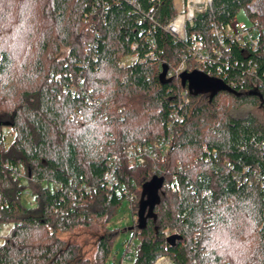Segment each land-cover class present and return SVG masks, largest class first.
<instances>
[{
  "label": "trees",
  "instance_id": "16d2710c",
  "mask_svg": "<svg viewBox=\"0 0 264 264\" xmlns=\"http://www.w3.org/2000/svg\"><path fill=\"white\" fill-rule=\"evenodd\" d=\"M138 1L143 12L153 9L154 31L118 0H0V230L12 226L0 237V264H111L121 230L107 229L93 261L57 233L89 225L94 217L111 222L124 202L119 185L135 196L136 221L128 229L137 242L132 264H155L161 257L175 264H264V186L249 182L256 169L264 184V122L252 113H231L243 106L264 108V39L256 51L230 45L224 52L219 64L229 63L226 74L237 86L213 99L186 87L190 103L181 108L185 87L161 79L164 66L176 67L187 57L193 35L212 45L213 26L248 13L252 0H213L212 11L198 15L179 42L162 30L177 15L174 0ZM150 36L163 67L155 60L120 68L134 43L140 55L150 50ZM250 63L257 65L261 87L247 76ZM81 85L100 105L70 94L69 87ZM146 116L159 134L148 130ZM7 128L14 139L5 147ZM170 136L165 156L144 167L124 164L118 185L107 188L114 157ZM14 168L25 178L15 180ZM238 173L248 182L238 184ZM174 176L180 194L169 185ZM154 177L163 178L164 186L141 228L144 186ZM26 192L34 206L25 204ZM173 235L181 240L171 246Z\"/></svg>",
  "mask_w": 264,
  "mask_h": 264
},
{
  "label": "built area",
  "instance_id": "2783aa9c",
  "mask_svg": "<svg viewBox=\"0 0 264 264\" xmlns=\"http://www.w3.org/2000/svg\"><path fill=\"white\" fill-rule=\"evenodd\" d=\"M118 1L129 5L132 8V11L140 16L141 21L149 22L153 31L156 29L158 24L152 16L153 9H150L148 12H143L138 0ZM149 1L158 4L161 0ZM212 4L213 0H184L183 10L177 11L176 17L168 24L164 25L162 30L171 35L174 42L185 40L187 26H192L198 15L212 11ZM247 10L249 15L254 17V19H251L250 22L238 20L236 17L230 20L223 27L213 26L211 30L213 43L210 46L208 44L199 42V40H197L193 35L192 44L187 46V57H183L181 63L178 66L168 68L166 79L178 80L181 82L182 74L199 72L205 74L211 79L222 81L230 89H236V82L230 80L229 76L226 74V70L229 69V63L224 61L222 65L219 64L221 57L224 55V52L228 51L230 45H237L246 51H256L259 49L260 44L264 39V0H252V2L248 5ZM146 43L148 44L150 50L144 55H140L138 52L140 48L139 44L134 43L131 45V54L121 60L119 67L126 68L156 60L159 67L162 68L163 61L160 58H157V55L155 54L157 49L155 38L151 36L148 37ZM247 76L254 80L255 88L261 87L260 85H263V82L257 75L256 64H249ZM69 92L72 96L82 97L88 105H92L95 102L100 105L99 101L92 97L91 92L84 89L82 85L80 88H77L76 86L69 87ZM178 100V104L181 108L188 105L190 103L189 89L185 87L182 91H180ZM76 114L80 118L82 112L78 110ZM174 119L180 121L178 112L174 113ZM169 130H172V125L169 126ZM171 140L172 136L159 140L148 146L135 145L129 148L123 156L114 157L109 163V171L105 177L107 188L112 189L118 185L117 174L124 164H127L130 167H144L150 161L160 160L168 152ZM12 171V175L15 180H22L25 178V172L23 170L14 168ZM245 172H248L247 168L244 170V173ZM243 175V173H238L235 174L233 178L238 184H241L242 182H248L249 177H245ZM250 178V183L252 181H257L261 183L262 186H264L262 183L261 173L258 170H253L251 172ZM176 181L177 179L174 176L172 178L173 184L169 185L180 194L181 188L178 184H176ZM52 188L59 190L61 185L55 183L52 185ZM86 190L91 192L90 188H86ZM116 190L119 198L128 203L130 210L133 211L135 196L131 189H125L122 185H119V188ZM26 195L28 196L29 194L26 192ZM71 196L72 198H75L73 193H71ZM72 207L75 208L76 204L73 203ZM132 220L135 222L136 217L133 216ZM259 229L260 231H264V207L263 219ZM201 237L202 236H200L198 239L201 240ZM124 248V259L132 262L137 249L136 240L134 238L127 240L124 244ZM155 264L175 263L168 257H161L155 262Z\"/></svg>",
  "mask_w": 264,
  "mask_h": 264
},
{
  "label": "rangeland",
  "instance_id": "374dc122",
  "mask_svg": "<svg viewBox=\"0 0 264 264\" xmlns=\"http://www.w3.org/2000/svg\"><path fill=\"white\" fill-rule=\"evenodd\" d=\"M175 7L177 11H182L184 8V0H174ZM238 20L241 21H247L250 22L251 18L249 14L246 11H241L240 14L237 16ZM3 42V38H0V43ZM36 46L33 47L32 53L30 52L29 56L31 54L36 53ZM67 53V50H63V56ZM23 55L24 59V51L21 53ZM28 56V57H29ZM63 56H57L59 59ZM34 57V56H33ZM33 58L31 62L33 63ZM225 104L229 103V100H224ZM223 103V102H222ZM151 115H154L153 110L150 112ZM231 113H233L236 116H245L249 113L254 114L257 116L262 122H264V108H259V107H251V106H243L241 108H235L232 109ZM150 116L145 117V121L149 122L148 130H151L154 132L156 135L160 133V129L158 124L154 122L149 121ZM4 133L6 134V143L5 147H8L10 143L14 139V132L12 129H4ZM169 151V149H168ZM192 162L187 164L188 168L192 167ZM23 199L25 204L30 205H35L31 201V198L29 195L27 196L26 193H23ZM34 202V201H33ZM133 214L132 211L129 208L128 203L123 202L120 208L117 210L116 215L112 218L111 222L108 224L105 223V219L101 218H93L91 223L89 225H79L75 229L67 232H58L57 235L59 238L62 240L69 242V243H74L78 245L81 249V256L85 259H89L91 261L94 260L96 252H97V246L100 238L104 236L108 232V228L115 230H121V234L119 237L116 239V242L114 244L113 248V254L112 258L110 260L111 264H132V262L127 261L124 259V244L127 240H130L132 238L133 232L128 230L129 228L133 227ZM11 225L9 226H4L0 230V237H4L7 235L10 230H11ZM0 238V244L3 242L2 239ZM115 259V262L113 260ZM210 264H218L216 262H211Z\"/></svg>",
  "mask_w": 264,
  "mask_h": 264
},
{
  "label": "water",
  "instance_id": "95a60500",
  "mask_svg": "<svg viewBox=\"0 0 264 264\" xmlns=\"http://www.w3.org/2000/svg\"><path fill=\"white\" fill-rule=\"evenodd\" d=\"M168 67L164 66L161 74V79L165 80L167 76ZM181 82L183 87H188L194 94L208 93L213 99L216 95L222 92H231V90L220 80L211 79L205 74L199 72L184 73L181 75ZM164 186V179L154 177L149 183L144 186V199L140 204L139 218L140 227L145 225V214L149 209L152 212L154 207L159 203V191ZM146 197V198H145ZM181 237L173 235L168 238V243L174 246Z\"/></svg>",
  "mask_w": 264,
  "mask_h": 264
},
{
  "label": "crops",
  "instance_id": "0c3cea01",
  "mask_svg": "<svg viewBox=\"0 0 264 264\" xmlns=\"http://www.w3.org/2000/svg\"><path fill=\"white\" fill-rule=\"evenodd\" d=\"M30 202V201H29ZM114 262H115V259L113 258Z\"/></svg>",
  "mask_w": 264,
  "mask_h": 264
}]
</instances>
